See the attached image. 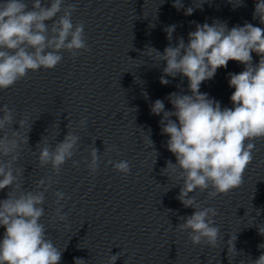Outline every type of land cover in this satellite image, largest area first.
Segmentation results:
<instances>
[{
  "label": "clouds",
  "instance_id": "9594fccd",
  "mask_svg": "<svg viewBox=\"0 0 264 264\" xmlns=\"http://www.w3.org/2000/svg\"><path fill=\"white\" fill-rule=\"evenodd\" d=\"M241 3L239 0L237 5ZM173 6L180 10L182 0H174ZM76 8V4H66L65 0H49L48 4L33 0L31 8L25 0H0V90L14 86L30 71L54 69L62 62L65 51L75 58L89 50L84 24H74L72 20ZM193 11L189 7L185 15H192ZM257 18L264 24V0L255 2L253 19ZM175 29L176 25L165 29L170 42ZM252 53L259 56L257 64H253ZM145 54L154 56L158 64L166 62L160 77L162 85L170 83L165 77L180 75L188 80L190 94L173 92L167 97L173 111L165 110L160 99L153 102L150 110L153 115L162 114L161 134L169 137L166 146L176 158V163L169 160L163 170L182 181L176 198L185 208L195 210L181 217L183 222L176 228L187 232L194 246L204 244L215 248L221 232L214 220L217 210L202 207L190 194L207 191L208 198L212 199L239 188L253 160L256 147L253 141L264 139V28L251 23L230 29L220 21L211 25L197 23L195 30L188 33L187 43L179 37L178 43L175 46L169 43L163 53L150 47ZM229 61L244 65V70L228 74L229 86L235 89L230 97L233 107L221 108L219 101L200 92V86L212 79L218 68H226ZM144 95L147 98V93ZM0 113H3L0 116V190L9 189L7 197L0 200V227L5 229L0 240V264H60L62 251L40 222L45 215V194L52 187V181L40 179L37 190H26L19 182L20 173L14 168L21 145L28 144V136L20 133L28 120H16L8 105L0 107ZM13 124L19 125L18 130H13ZM79 124L86 127L87 119L82 118ZM80 139L68 130L54 147L38 143L39 166L51 165L58 175L66 161L75 155ZM148 141L152 147L149 136ZM86 163L90 174H95L100 164V151L95 146L91 147ZM107 163L125 176L131 171L125 160L109 159ZM77 164L73 161L74 166ZM53 194L57 204L65 199L61 191ZM55 217L59 221L67 219L62 205L56 209ZM257 227L259 234L264 235V227ZM235 239L236 235L228 240V251H235ZM258 248L264 249V243ZM120 257L121 252L110 254L107 264H116ZM75 264H86V261L76 258ZM251 264H264V253Z\"/></svg>",
  "mask_w": 264,
  "mask_h": 264
}]
</instances>
